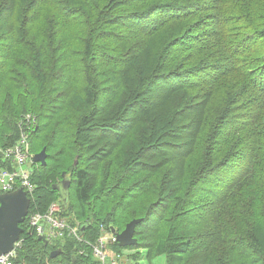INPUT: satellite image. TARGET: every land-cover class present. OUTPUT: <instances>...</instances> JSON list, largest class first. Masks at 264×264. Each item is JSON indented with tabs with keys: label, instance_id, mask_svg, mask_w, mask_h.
<instances>
[{
	"label": "trees",
	"instance_id": "1",
	"mask_svg": "<svg viewBox=\"0 0 264 264\" xmlns=\"http://www.w3.org/2000/svg\"><path fill=\"white\" fill-rule=\"evenodd\" d=\"M26 114L30 214L66 173L89 243L142 219L136 264H264V0H0V148ZM21 227L13 264H100Z\"/></svg>",
	"mask_w": 264,
	"mask_h": 264
},
{
	"label": "built area",
	"instance_id": "2",
	"mask_svg": "<svg viewBox=\"0 0 264 264\" xmlns=\"http://www.w3.org/2000/svg\"><path fill=\"white\" fill-rule=\"evenodd\" d=\"M37 125V116L33 114L24 115L19 122L21 134L19 141L13 147L0 148L1 194L13 193L19 189H23L28 197L34 193L36 185L32 184L31 178L35 166V155L31 152L30 134ZM64 211L63 205L57 202L52 204L45 213H29L27 231L41 237L46 244L60 246V249H62L63 246L61 245L65 244V240L68 238L81 244H89L93 250V256L100 264H136L132 258L136 252L126 250L121 254L113 250V246L119 244L117 230L116 233H113L112 229L107 230L104 225H101L98 239L94 243H89L81 236L83 224L78 222L71 225L68 219L63 216ZM24 243V239L20 237L11 252L0 255V264H13L19 252L23 249ZM78 254L83 255L84 251L78 250Z\"/></svg>",
	"mask_w": 264,
	"mask_h": 264
},
{
	"label": "water",
	"instance_id": "3",
	"mask_svg": "<svg viewBox=\"0 0 264 264\" xmlns=\"http://www.w3.org/2000/svg\"><path fill=\"white\" fill-rule=\"evenodd\" d=\"M48 153L44 148L40 153L34 156V163L47 165ZM77 165V162H76ZM71 181L66 178V173L63 174V180L55 186V190L62 193L63 207L67 208L69 203V191ZM31 208V199L23 189H19L13 193H0V255H6L11 252L16 242L20 240L24 229L21 227L29 215ZM142 223V219H136L130 222L125 230L117 234L119 246L122 248H130L138 245L136 236V229ZM91 225L84 224L81 228V236H84L85 231ZM116 233V229H112ZM40 240L45 242L41 237ZM63 254V250L59 249L51 253V258L56 259Z\"/></svg>",
	"mask_w": 264,
	"mask_h": 264
},
{
	"label": "rangeland",
	"instance_id": "4",
	"mask_svg": "<svg viewBox=\"0 0 264 264\" xmlns=\"http://www.w3.org/2000/svg\"><path fill=\"white\" fill-rule=\"evenodd\" d=\"M32 153H33V155L37 154V153H34V152H32ZM76 162L78 164L79 160L76 159ZM35 165H38V164H35ZM127 250L131 251L130 249H127ZM139 264H166V257L162 256V257L156 258V259L153 260V262H149L148 259L143 258L142 260L139 261Z\"/></svg>",
	"mask_w": 264,
	"mask_h": 264
},
{
	"label": "bare ground",
	"instance_id": "5",
	"mask_svg": "<svg viewBox=\"0 0 264 264\" xmlns=\"http://www.w3.org/2000/svg\"><path fill=\"white\" fill-rule=\"evenodd\" d=\"M43 213V212H42Z\"/></svg>",
	"mask_w": 264,
	"mask_h": 264
}]
</instances>
